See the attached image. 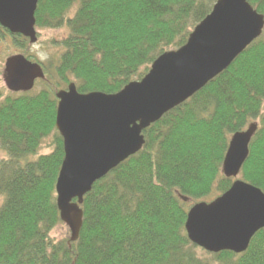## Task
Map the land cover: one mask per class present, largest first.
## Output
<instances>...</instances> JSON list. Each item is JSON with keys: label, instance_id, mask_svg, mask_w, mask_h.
<instances>
[{"label": "trees", "instance_id": "1", "mask_svg": "<svg viewBox=\"0 0 264 264\" xmlns=\"http://www.w3.org/2000/svg\"><path fill=\"white\" fill-rule=\"evenodd\" d=\"M216 2L39 0L36 26H66L69 35L39 91L0 88V150L7 155L0 160V264H264V229L240 255L208 253L185 230L193 204L232 187L222 173L229 142L253 123L258 130L239 179L264 193V31L226 71L147 129L138 154L94 185L81 206L77 242L50 236L63 224L56 92L75 83L80 93L116 94L142 80L161 55L187 43ZM249 2L264 16V0ZM9 39L20 48L28 43L0 26V45ZM47 141L52 152L40 154Z\"/></svg>", "mask_w": 264, "mask_h": 264}, {"label": "water", "instance_id": "2", "mask_svg": "<svg viewBox=\"0 0 264 264\" xmlns=\"http://www.w3.org/2000/svg\"><path fill=\"white\" fill-rule=\"evenodd\" d=\"M38 2L0 0V26L36 44ZM263 31L264 16L249 0H217L187 43L161 55L142 80L116 94L80 93L75 83L56 94V129L65 154L56 183L57 206L72 243L79 240L84 222L81 206L93 186L138 154L145 145L144 131L226 71ZM44 79L42 66L24 55L5 62L4 83L12 93L31 92ZM257 130L253 123L230 140L222 173L235 180L232 187L188 211V239L208 253L243 254L264 229V193L238 179Z\"/></svg>", "mask_w": 264, "mask_h": 264}, {"label": "rangeland", "instance_id": "3", "mask_svg": "<svg viewBox=\"0 0 264 264\" xmlns=\"http://www.w3.org/2000/svg\"><path fill=\"white\" fill-rule=\"evenodd\" d=\"M74 14L75 12L71 11L69 17H73ZM37 34V43L30 45L28 42L24 48L14 45L12 39H9L8 42H4L0 45V88L3 89L5 93L8 91L4 83V67L6 60L15 55H24L32 62L39 63L43 67L45 73L53 72L54 66L58 63L59 58L64 51L61 43L68 37L69 29L66 26L56 29H41L37 27ZM44 80L37 81L34 91L40 90V81ZM58 92L59 91H57L56 94ZM52 150V142L47 141L41 149L40 154L47 155L50 154ZM6 157V153L0 150V160ZM50 236L55 241L70 238V230L66 225L62 224L55 228Z\"/></svg>", "mask_w": 264, "mask_h": 264}, {"label": "bare ground", "instance_id": "4", "mask_svg": "<svg viewBox=\"0 0 264 264\" xmlns=\"http://www.w3.org/2000/svg\"><path fill=\"white\" fill-rule=\"evenodd\" d=\"M249 3H250V2H249ZM36 12H37V11H36ZM35 19H36V13H35ZM35 28H36V30H37V26H35ZM27 40H28V42L30 43L29 39H27ZM30 45H31V44H30ZM218 76H219V75H218ZM215 78H216V77H215ZM215 78H214V79H215ZM214 79H213V80H214ZM213 80H212V81H213ZM210 82H211V81H210ZM210 82H209V83H210ZM209 83H208V84H209ZM208 84H207V85H208ZM207 85H206V86H207ZM206 86H205V87H206ZM205 87H204V88H205ZM124 88H125V87H124ZM204 88H203V89H204ZM203 89H202V90H203ZM200 91H201V90H200ZM200 91L196 92L191 98H193V97H194L197 93H199ZM191 98H189L187 101H189ZM187 101L183 102V104L186 103ZM183 104H181V105H183ZM181 105H179V106H181ZM179 106H178V107H179ZM176 108H177V107H176ZM176 108H175V109H176ZM173 110H174V109H173ZM173 110H171V111H173ZM171 111H169V112H171ZM169 112H168V113H169ZM165 115H166V114H165ZM165 115H164V116H165ZM164 116H163V117H164ZM163 117H162V118H163ZM150 127H151V126H150ZM150 127H149V128H150ZM149 128H148V129H149ZM144 132H145V131H144ZM143 135H144V133H143ZM234 135H235V134H234ZM234 135H233V136H234ZM144 137H145V135H144ZM254 137H255V135H254ZM254 137H253V138H254ZM252 140H253V139H252ZM229 143H230V142H229ZM251 143H252V141H251ZM251 143H250V145H251ZM249 153H250V146H249ZM130 158H131V157H130ZM126 161H127V160H126ZM98 182H99V181H98ZM93 187H94V186H93ZM179 197H180V198H181V197L186 198V199H187V202H185V203H188V202L190 201V200H189L187 197H185V196L179 195ZM181 200H182V198H181ZM182 201H183V200H182ZM183 202H184V201H183ZM187 215H188V214H187ZM186 220H187V219H186ZM82 228H83V227H82ZM262 230H263V229H262ZM260 231H261V230H260ZM260 231H259V232H260ZM259 232H257L256 235H257ZM256 235H255V236H256ZM255 236H254V237H255Z\"/></svg>", "mask_w": 264, "mask_h": 264}]
</instances>
